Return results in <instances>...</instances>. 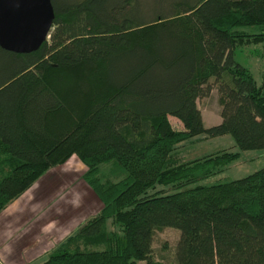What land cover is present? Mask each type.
Here are the masks:
<instances>
[{
	"label": "trees",
	"instance_id": "16d2710c",
	"mask_svg": "<svg viewBox=\"0 0 264 264\" xmlns=\"http://www.w3.org/2000/svg\"><path fill=\"white\" fill-rule=\"evenodd\" d=\"M51 2L37 50L0 47V211L72 155L101 208L42 264H162L152 243L165 227L180 231L169 264H264V167L185 189L240 152H179L226 134L264 149V77L234 58L264 43L246 30L264 27V0ZM213 86L220 122L207 127L197 100Z\"/></svg>",
	"mask_w": 264,
	"mask_h": 264
},
{
	"label": "crops",
	"instance_id": "0c3cea01",
	"mask_svg": "<svg viewBox=\"0 0 264 264\" xmlns=\"http://www.w3.org/2000/svg\"><path fill=\"white\" fill-rule=\"evenodd\" d=\"M85 171L72 155L0 211V264H42L100 210L99 198L83 179Z\"/></svg>",
	"mask_w": 264,
	"mask_h": 264
},
{
	"label": "rangeland",
	"instance_id": "374dc122",
	"mask_svg": "<svg viewBox=\"0 0 264 264\" xmlns=\"http://www.w3.org/2000/svg\"><path fill=\"white\" fill-rule=\"evenodd\" d=\"M246 30L264 32V27H246ZM234 58L243 66L248 67L258 81H261L264 77V43L243 44L234 50ZM197 105L202 113L205 126L208 127L220 122V107L215 86H213L208 96L197 100ZM171 121L176 127L181 126L175 119L171 118ZM220 150L239 151L240 156L220 172L192 183L186 186L185 189L197 184L211 185L238 179L264 167V149L239 150L233 138L228 134L211 138L201 136L190 142L186 141L179 152L187 160ZM104 172H109V168H104ZM158 188L163 190V194L172 192L170 188L163 186H158ZM179 236L180 231L177 228L165 227L156 230L152 243V260L162 264L171 263L172 253ZM140 264H145V262H140Z\"/></svg>",
	"mask_w": 264,
	"mask_h": 264
},
{
	"label": "water",
	"instance_id": "95a60500",
	"mask_svg": "<svg viewBox=\"0 0 264 264\" xmlns=\"http://www.w3.org/2000/svg\"><path fill=\"white\" fill-rule=\"evenodd\" d=\"M51 0H0V47L14 53L37 50L54 20Z\"/></svg>",
	"mask_w": 264,
	"mask_h": 264
}]
</instances>
